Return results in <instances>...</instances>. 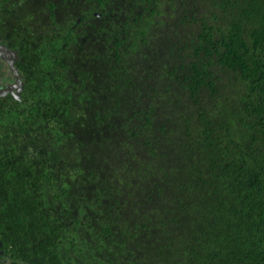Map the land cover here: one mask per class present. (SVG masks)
Returning a JSON list of instances; mask_svg holds the SVG:
<instances>
[{
    "label": "trees",
    "instance_id": "obj_1",
    "mask_svg": "<svg viewBox=\"0 0 264 264\" xmlns=\"http://www.w3.org/2000/svg\"><path fill=\"white\" fill-rule=\"evenodd\" d=\"M0 40L10 264H264V0H0Z\"/></svg>",
    "mask_w": 264,
    "mask_h": 264
},
{
    "label": "water",
    "instance_id": "obj_2",
    "mask_svg": "<svg viewBox=\"0 0 264 264\" xmlns=\"http://www.w3.org/2000/svg\"><path fill=\"white\" fill-rule=\"evenodd\" d=\"M17 58V50L12 49L0 40V60L6 63L13 77V81L11 83L0 87V96H4L7 93H10L15 99H20V92L22 90L23 81L21 80L22 75L19 73L18 68L15 66V61L17 60Z\"/></svg>",
    "mask_w": 264,
    "mask_h": 264
},
{
    "label": "flooded vegetation",
    "instance_id": "obj_3",
    "mask_svg": "<svg viewBox=\"0 0 264 264\" xmlns=\"http://www.w3.org/2000/svg\"><path fill=\"white\" fill-rule=\"evenodd\" d=\"M16 61H15V63H16ZM0 72H1V75H0V87H3V86H5V85H7V84H9V83H11L13 81L12 74L9 71V69H8V67H7L5 62L0 61ZM22 79H23V76H22L21 80ZM20 94H21V92H20ZM8 95H11V94L7 93L6 95L0 96V97H6ZM1 247H2V244L0 243V264H10V258L8 256V254L4 253L3 250L1 249Z\"/></svg>",
    "mask_w": 264,
    "mask_h": 264
}]
</instances>
